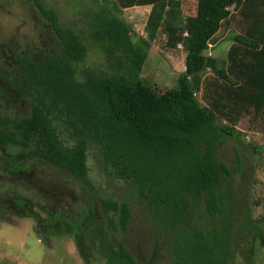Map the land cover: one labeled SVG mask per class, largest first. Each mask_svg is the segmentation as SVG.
Here are the masks:
<instances>
[{
    "label": "trees",
    "instance_id": "obj_1",
    "mask_svg": "<svg viewBox=\"0 0 264 264\" xmlns=\"http://www.w3.org/2000/svg\"><path fill=\"white\" fill-rule=\"evenodd\" d=\"M96 1L101 6L92 15L90 36L110 53L120 50L126 71L79 79L75 66L86 56L84 41L59 22L55 9L37 0L64 52L42 54L37 61L19 54L21 64L10 78L18 89L29 91L31 105L28 115L10 117L0 112V149L19 148L14 159L3 156L4 165L28 174L31 168L20 166L33 158L86 177L88 150L95 145L112 175L135 189L157 233L169 237L165 246L171 253L170 264H225L231 223L222 222V232L204 231L193 223L194 208L203 199L209 214L222 210L218 189L232 169L216 158V149L243 133L238 127L242 120L245 130H250L260 117L264 132L260 0L258 5L254 0H186L184 5V0ZM144 4L151 5L146 36L135 39L131 25L115 11ZM236 26L240 30L230 36L223 60L206 54ZM153 40L168 48L181 45L185 51L184 70L173 87L153 88L142 78ZM56 120L68 140L61 137ZM262 152L264 145L258 151ZM100 204L111 226L125 230L129 205L106 198ZM94 215L90 207L79 222L78 244ZM254 229L262 241L261 230ZM105 236L100 232L96 239L104 243L100 252L106 264H136L123 241L112 244Z\"/></svg>",
    "mask_w": 264,
    "mask_h": 264
},
{
    "label": "rangeland",
    "instance_id": "obj_2",
    "mask_svg": "<svg viewBox=\"0 0 264 264\" xmlns=\"http://www.w3.org/2000/svg\"><path fill=\"white\" fill-rule=\"evenodd\" d=\"M41 1L55 9L59 22L77 32L86 45L85 58L75 66L79 79L87 74L101 77L126 71L120 50L110 53L90 36V21L101 6L100 1ZM36 2L0 0V45L8 44L19 52L20 46L26 44L28 56L35 61L45 53L58 56L64 52L54 28ZM115 13L131 25L135 39L145 38L147 14L143 9ZM236 30L239 32L238 26L227 31L206 54L223 60L230 36ZM184 62L185 51L181 45L168 48L153 40L149 43L142 78L153 88L173 87L178 74L184 70ZM10 76L0 73V112L10 117L28 115L29 91L24 87L18 89ZM261 121L257 117L255 127L245 130L242 120L238 127L243 133L237 138L229 137L216 149V158L232 169L231 176L218 189L222 193V210L209 214L203 199L194 208L193 223L204 231L214 228L222 232V222L231 223L225 264H264V239L260 241L254 229L258 227L264 235V153H258L264 145ZM55 123L61 137L68 140L61 122ZM18 151L19 148L11 146L0 149V264H106L100 252L104 243L96 239L100 232L112 244L123 241L136 264H170L171 253L165 246L169 237L157 233L135 189L112 175L95 145L88 150L86 177L55 165H42L33 158L20 166V169L30 167L28 174L22 170L9 171L3 156L12 160ZM102 198L129 205L131 215L125 230L111 226L100 204ZM90 207L94 208L95 215L84 226L83 239L78 244L75 232H80L79 222ZM113 219L118 224L114 214Z\"/></svg>",
    "mask_w": 264,
    "mask_h": 264
},
{
    "label": "flooded vegetation",
    "instance_id": "obj_3",
    "mask_svg": "<svg viewBox=\"0 0 264 264\" xmlns=\"http://www.w3.org/2000/svg\"><path fill=\"white\" fill-rule=\"evenodd\" d=\"M20 51L18 52L12 46L8 44L0 45V73L5 76L12 75L17 72L18 67L21 64L19 59V54L28 55L27 45L23 44L20 46ZM6 69V72H2Z\"/></svg>",
    "mask_w": 264,
    "mask_h": 264
},
{
    "label": "crops",
    "instance_id": "obj_4",
    "mask_svg": "<svg viewBox=\"0 0 264 264\" xmlns=\"http://www.w3.org/2000/svg\"><path fill=\"white\" fill-rule=\"evenodd\" d=\"M185 1H186V0H184L183 5H184ZM254 1H255V3L257 2L256 0H254ZM258 2H259V4H260V7L262 8V10L264 11V0H260V1H258ZM256 4H257V3H256ZM183 5H182V6H183ZM257 5H258V4H257ZM130 8H141V9H143V11L146 12V14H148V12L150 11L151 5H150V4L136 5V6H133V7L126 8V9H124V10L130 9ZM226 34H227V33H225L224 36H225ZM222 38H223V36L220 37L219 40L222 39ZM216 43H217V42H216ZM216 43H215V44H216ZM215 44H213V45H215Z\"/></svg>",
    "mask_w": 264,
    "mask_h": 264
}]
</instances>
